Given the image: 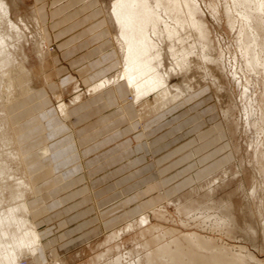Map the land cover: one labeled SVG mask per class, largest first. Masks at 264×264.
Instances as JSON below:
<instances>
[{
	"label": "bare ground",
	"instance_id": "6f19581e",
	"mask_svg": "<svg viewBox=\"0 0 264 264\" xmlns=\"http://www.w3.org/2000/svg\"><path fill=\"white\" fill-rule=\"evenodd\" d=\"M227 1L230 8H226V20L230 29L234 31L237 30V38L235 37L237 39L236 47H238L237 49L241 52L242 58L244 59L243 63L246 64L245 68L251 73L253 72L257 75L264 76V0ZM3 4L0 2V183L5 184L7 180H11L10 172L12 170H9V168L7 169V165L5 164L8 162L11 163L10 165L15 163L23 168V171L20 172L23 180H13L16 189H20L18 194L27 192L26 189H28L29 195L35 196L40 194L42 190H47V188H44L45 185L38 182L40 181L38 179L41 175L46 173L49 174L51 187H54L77 174L80 168L78 164H72L68 167L65 166L66 168L59 169L64 162L72 163L76 153L74 152L72 154L68 152V150L71 152L72 147L75 149V141L70 128L64 123L63 119L60 118L55 109L45 110V116L42 114H35V118H30L25 124H19L17 127H12L11 125L16 124L15 120L19 117L15 114L14 110H12V107H16L19 110L20 105L24 103L31 104V102L37 101L38 104H36L42 109L46 103H48L49 99L47 97L41 98L45 92L36 90L31 85V72L20 62L23 61L25 57L21 53L22 48H20L19 45L21 42H19V37L17 38V36L12 34L13 30L11 31L8 25V18L6 20L7 10ZM96 10L97 8H95V11ZM97 11H99V9ZM110 11L107 20L105 17H101L99 20V16L97 15L93 17V19H97L98 22L93 21L90 32L91 34L93 33L92 38L96 40L95 42H99L101 45V47L98 48L100 51H102L106 45L112 44V50L115 52V58L118 59L119 64L114 66L117 62H112V72L116 71V74H114L115 76L112 75L110 78L109 76L106 77V71L104 70L105 66H103L100 73L101 75H105V77L101 81H98L96 85L94 84L92 87H88L89 89L86 93L90 94L89 96L93 98L97 96L103 97L107 103L111 102L109 100L119 103V110L121 112L125 114L126 110L129 113H137L139 116L138 119H140L141 122L156 118L157 121L161 123V119L164 115L173 111V107L178 103L179 105L187 106L191 105L189 103L194 100L197 101L196 105H200L201 102L199 103L198 101L201 96H195V92L198 91L196 87L199 89L204 87L203 84L210 79H212L213 85L215 81L217 82L219 80L218 73L214 71L219 69L220 59L212 56V53L215 52V48L208 38L207 31L205 30L201 18L200 5L197 0H115L112 2ZM37 21L35 20V22ZM87 21H89V18L86 19V22ZM15 26L16 25H14V27ZM102 27L106 29L107 33L104 32L103 29L97 32V29H101ZM114 28L116 38L112 34ZM18 32L20 31L18 30L16 33L18 34ZM232 34H234L233 31ZM108 57L109 54H103V52L99 53V65L102 66L104 62L108 60ZM210 69H214L213 72H211ZM55 76L57 84H53V78L49 75L45 76L44 82L49 85V89H52V91L54 90L52 92L54 93L53 97L56 100H60L64 92L60 93L58 90L68 91L67 87L70 81L67 78H61L60 74ZM92 77H95V74H93ZM32 78H34V75H32ZM86 81V83L89 84L91 80L89 77H86ZM174 81H177V83L172 85L171 83ZM220 82L222 81L220 80ZM212 83H210V85H212ZM87 84L86 86L90 85ZM221 91H223V89ZM72 92L77 94L74 100H72L74 104H76L79 102L82 94H79L81 91H79L77 87L72 88ZM219 94H217V96ZM244 94L246 93L243 92V95ZM150 95H153L152 100L148 99ZM262 95L264 96V94L260 96L262 97ZM256 102L255 97L254 103ZM227 103L231 105L229 102ZM222 106L223 105H220L219 112H221L225 121L228 122L230 121L228 119L231 117L234 109L230 106L227 108ZM32 107L33 105H30L31 109ZM37 107L38 106H36V108ZM57 108H60L59 112L63 111V114L65 112V117L68 116L70 108L65 109L64 104H60ZM261 109L264 110L263 107ZM263 110L262 112L264 113ZM251 111L253 110L251 109ZM203 113L200 115L203 116ZM249 115H251V113ZM260 116L263 118V114H260ZM31 121L32 123H30ZM33 122H37V125L33 126ZM2 127L9 132H5L6 130L4 131V129L2 130ZM37 127L39 131H37ZM226 127L231 137V126L227 125ZM258 127L260 128V126ZM217 130V127L214 128V132H217ZM255 130L253 131L256 132ZM201 147L202 145H199L196 148L194 157L197 159L198 155H200V160L202 162L209 161L204 163L203 167L199 169L198 173L193 178L186 179L185 181L183 180L176 188L174 187L177 195L187 189L190 184H194L197 181L201 182L205 178L213 176L211 174H214L217 169L224 167L225 162L229 163L233 160L230 156L218 155L222 151L220 148L204 152V149ZM249 147L250 145H248V149ZM259 149L256 147L258 151L255 152H260ZM260 158L264 159V154ZM263 161L259 163L257 161L258 171L262 176H264ZM43 171L44 173H42ZM229 172H225L224 174L226 175ZM14 173L15 172L12 173L13 177L15 176ZM206 180L207 179L201 183L207 184L208 180ZM169 182L160 181L159 184L166 185ZM13 184L11 182L10 185L12 186ZM1 186L0 189H2ZM7 188L9 189L10 187ZM157 188L158 185L156 186V184L154 186H149L144 190L142 195H139L140 203L139 205L137 204L139 211L154 210L161 203L162 199H148ZM4 189L2 191H4ZM209 191L212 192V190ZM249 191L251 197L257 194L255 193L256 187H251ZM10 192L12 191L10 190ZM173 193V190H169L166 192L168 198H165L167 200L172 199ZM17 197H19V195ZM177 198L176 196V199ZM11 199L13 200V198ZM179 199L182 198L180 197ZM252 199V201L255 202L253 205L257 211V228L259 229L255 230L247 226L246 228L251 229L246 231L251 240L255 238L261 239L262 248L260 253H264V200L261 197H258L257 200L255 197H252ZM24 202L25 200L21 203L22 207L18 206L19 210L20 208L22 209V211H20L21 213L23 212V214L21 215L19 212L18 213L25 217L23 221L19 219L21 216H18L16 208H10L7 212L4 210L0 211V264H17L16 261L18 258L28 253H33L36 245V249L38 248L37 252H44L43 248L35 243L37 241V235L33 230V224H30L28 216L26 215ZM190 202H192V200ZM195 203L196 202L193 201V204ZM177 204H179V202H177ZM193 204L192 207H196V205L193 206ZM190 206H186V208ZM223 208V213L227 215L226 217L228 219H232V223L235 226L236 222L231 218V207L225 206ZM188 211L190 212V210ZM177 213L179 214V212ZM146 216H139V222H147ZM225 222H227L226 225L229 226L231 220H225L221 223L224 224ZM130 223L129 225H125L127 229L131 228L132 224ZM147 232L148 229L145 233ZM173 234L174 233L167 231L164 235L159 234L158 236H153L150 242H148V244L146 243L147 245L144 249H147V254L144 259V264H264L263 262L257 261L254 255L243 247H239L238 253H234V249L227 247V244L218 245L217 241L206 237L204 238L197 233L182 234L179 238H175ZM226 235L229 236V234ZM165 237H172L169 238L172 240L168 242V239V241L163 242ZM115 262L119 263V261ZM50 263L62 264L63 260Z\"/></svg>",
	"mask_w": 264,
	"mask_h": 264
},
{
	"label": "rangeland",
	"instance_id": "374dc122",
	"mask_svg": "<svg viewBox=\"0 0 264 264\" xmlns=\"http://www.w3.org/2000/svg\"><path fill=\"white\" fill-rule=\"evenodd\" d=\"M48 1L49 4L50 2H52V0H0L2 4L4 3L3 5L7 10L6 20L8 18V25L10 26L11 31H14H12V34L17 36V38L19 37V42H21L19 43L20 48H22L21 53L25 57L23 61H20L19 59L18 60L23 63V66L27 68V70L31 72V85L36 90L45 92V94L42 95L41 98L47 97L49 99L48 103H46V105L42 109L39 105H37V101L31 102V104L24 103L20 105L19 110L16 107H12V110H14L15 114L19 116L15 120L16 124H11L12 127H17V125L19 124H25L28 119L35 118V114H42L43 116H45L44 111L50 109H55L60 118L67 119V117L64 116L65 112L64 114L63 111L59 112L60 108L57 107H59L60 104H64L65 109H68L70 107V104L72 103L73 97L76 96L71 92L72 89L66 92L58 90V92L64 93L62 94V98L60 100H56L53 97L54 93H52L54 90L52 91V89H49V85L47 83L45 84L44 82L45 76L49 75L53 78V84H57L55 79V75H57L56 72H59L62 77L69 76L71 78H76L71 67L65 64V62H61V64H59L56 68L58 71H55L53 60L57 61V59H61L58 56L59 50L56 48L57 45L54 44V36L55 34L57 35V33L66 30L65 27L68 25L66 24L61 27L62 24L57 21L58 19H52L51 17L47 16L44 7L46 6V4H48ZM67 1L70 2V7H68L69 4H67L62 7L63 9L60 8L61 10H65L63 13L59 14V17H63L66 14H72L71 12L74 10L71 9L74 8L73 5L76 1L60 0V3H58L59 1L56 0L55 2H53L52 7L55 8L61 5L62 2ZM79 1L82 2L83 0ZM87 1L91 0H85V2ZM93 1V6H98L97 8L100 11L98 15L99 19H101V17H105L107 20L109 17L108 15H110L108 13L111 12L110 8L112 6V2H114L115 0ZM197 2L200 5L201 18L205 30L207 31L208 38L215 48V52L212 53V56H214V58L220 59L219 69L216 70L214 68L216 70L214 72L218 73L217 75L219 80L217 82L215 81L213 85L211 81L212 79H210L209 81L205 82V84H203L204 87L200 89L196 87L198 91L195 92V96H201L200 100L198 101L199 103L201 102L200 105H196L197 101L194 100L189 103L191 105L187 106L179 105L178 103L173 107L174 110L170 112L171 117L168 119V125L166 129L171 131L172 134L165 139L170 140V142L171 139H174V141H172L171 143L167 142L168 145H166V148L161 152L163 153L165 150L169 152L172 150V153H174L172 159L173 165L171 170L167 171V175L164 176L162 180H159V182H170L166 185L161 183L156 184V186L158 185L156 191L149 197L147 196L148 199H162L161 203L155 209L153 208L154 210H145L131 219H126L122 228H119L118 231L110 232L107 237L103 234L95 239H92L91 243L88 246L82 245L81 247L70 248L65 253V255L67 256L61 257V259L47 258L44 264H49L50 262H57L60 260H63L62 264H144V259L147 254V249H144V247L148 244V242H150L153 236H158L159 234L164 235V233H166L167 231L174 233L173 236L175 238H179L182 234L197 233L204 238L206 237L208 239L217 241L218 243H216L218 245L227 244V247L234 249V253H238V248L243 247L246 248L247 251L252 253L257 261L264 263V253H260V250L262 248L261 239L255 238L251 240V238L248 237V233L246 231L251 228L255 230L259 229L257 228V211L255 209V206L253 205L255 202L252 201V197H255L256 200L258 197H261L264 200V176L260 175L258 171V163L264 160L260 158L264 154V113L262 112L263 109H261L262 107L264 108V96H260L261 94H264V76L259 74L257 75L253 72L251 73L248 69L245 68L246 64L243 63L244 59L242 58L240 50H238V47H236L237 30L234 31L230 29L226 20V8H230L229 4L227 3L228 1L197 0ZM89 6L90 5L87 6V9L81 7V9H79L77 12H73V14L80 17L81 14L78 13H89L91 10H93ZM48 9L51 10V6ZM34 19L38 21L35 22ZM69 19V22L75 21H72V18ZM14 25H16V28L14 27ZM18 30L20 31L18 32V34L20 33L19 35L16 33ZM232 31L234 34H232ZM112 34L116 38L115 28ZM221 55L224 56L222 57ZM115 62L117 63L114 66H117L119 64L118 59L115 58L114 63ZM62 68H65L66 72L63 73L61 70ZM214 69H210L211 72H213ZM115 72L112 75L116 74ZM32 75H34V78H32ZM105 75L102 77V79L105 77ZM102 79H100V81ZM220 80L222 82H220ZM174 83L176 84L177 81H174L171 84L173 85ZM210 83H212L213 87L212 85H210ZM217 83L219 84V86ZM217 88L219 89V91L223 89L224 92H219ZM243 92L246 94L243 95ZM217 94L219 95L217 96ZM255 97L257 101L256 103H254ZM84 98L86 97H84L83 95V99ZM152 98L153 95H150L148 97V99L150 100H152ZM227 102H229L231 105H228ZM226 104L234 109L231 117L228 119L230 121L228 122L225 121L224 117H222L221 115V112H219L220 105H223L222 107L227 108L228 106ZM30 105H33L32 109L30 108ZM36 106L38 107L36 108ZM251 109L253 111H251ZM243 110L245 111V113ZM202 113L203 116L200 115ZM250 113L251 115H249ZM260 114H263V118L262 116H260ZM30 123H32V121ZM35 125H37V122H33V126ZM227 125L231 126L230 130L232 139L227 132ZM258 126H260V128ZM216 127L218 128V130L217 132H214V128ZM3 129L4 131L6 130L4 127H2V130ZM253 130H255L256 132H254ZM37 131H39V128L37 129ZM5 132L9 131L6 130ZM254 141L257 143H255ZM187 142L188 145H184ZM161 144L165 145L164 143ZM199 145H202L201 148L204 149V152L220 148L222 149V151L218 155L221 156L222 154V156H230L231 158H233V160L229 163L225 162L224 167L217 169L214 174H211L213 176L205 178L208 180L207 184L201 183L205 179L201 182L197 181L194 184H190L187 189H185L181 193H178L177 195V193L175 192L176 186L182 183L183 180L185 181L186 179L193 178L198 173L199 169L203 167L204 163L209 161L207 160L206 162H202L200 160V155H198L197 159L196 157H194V152ZM248 145H250L249 149ZM256 147L257 149L260 148V152H255L258 151L256 150ZM182 150L186 151V156L184 159L179 160L185 155L182 154ZM254 157L258 161V163L254 159ZM175 161L177 162L175 163ZM10 164L11 163L8 162L7 164H5L7 165V167L3 166L7 169L9 168V170H12L10 172V179L12 181L7 180L8 182L6 181L5 184L0 183L2 185H0L2 188L0 189V192H5L0 193V211L4 210L5 212H7L10 208H16L18 216H21L23 212L21 213L22 209L20 208V211L19 207H22L21 203L27 198V196H29V191L25 188L27 192L18 194V191L20 189H16L15 184H13V180H23V177L20 173L23 171V168L21 166L19 167V165L15 163H12V165ZM13 172H15V178L13 177ZM225 172L229 173L225 175ZM256 174L259 175L257 176ZM11 182L14 186L10 185ZM154 185L155 184H152V186ZM7 187L10 188L8 189ZM251 187H256L255 193L257 194L255 195L257 197L255 195L251 197V193L249 191ZM4 188H6L7 191ZM3 189L4 191H2ZM10 190L12 192H10ZM169 190H173L174 193L172 195V199L167 200L165 197L168 198L166 192H168ZM209 190H212V192H210ZM13 192L16 193L14 194ZM106 193L108 192L98 193L97 198H101ZM16 194H18L19 197H17L18 195ZM176 196L178 197L177 199ZM16 197L17 199L15 200ZM180 197L182 199H179ZM185 197H187L188 199ZM11 198H13V200ZM191 200L192 202H190ZM193 201L197 204H193ZM177 202H179V204H177ZM189 202L192 203L193 206L196 205V207L193 208L192 204H190ZM99 203L101 204L102 202L100 201ZM115 203V201H110L109 204L103 205L101 209L102 212H105L106 209L112 211L115 208ZM186 206L190 207L186 208ZM225 206L231 207V218H233L236 222L235 226L232 223V219H228L226 217L227 215L223 213V207ZM188 210H190V212ZM155 211L158 213H156ZM182 211L184 212V214ZM177 212H179V214ZM139 216H146L147 222H139ZM24 218V216H21V218L19 219H22L23 221ZM225 220H231L229 226L226 225L227 222L224 223L225 225L221 223ZM129 223L132 224L131 228H129L130 230L126 228L127 226H125L129 225ZM247 226H250L251 228H246ZM147 229L148 234L145 233ZM38 230L41 232H45L44 234L46 235V237L44 238V243L47 246L48 251L53 249L54 254H56V249L54 248H56L60 244V241H58V238L56 236L58 228H55V225L52 223L48 227L42 226ZM59 234L60 230L57 235ZM226 234H229V236ZM142 235H144L145 237ZM169 238L165 237V240L163 242L168 241ZM170 240L172 239H169L168 242H170ZM115 261H119V263H116ZM31 262V255H24L18 258V260L16 261L17 264H32Z\"/></svg>",
	"mask_w": 264,
	"mask_h": 264
},
{
	"label": "crops",
	"instance_id": "0c3cea01",
	"mask_svg": "<svg viewBox=\"0 0 264 264\" xmlns=\"http://www.w3.org/2000/svg\"><path fill=\"white\" fill-rule=\"evenodd\" d=\"M55 1L52 0L50 4L48 1L44 7L47 16L58 19L57 21L62 24L61 27L68 25L65 27L66 30L54 36V44L57 45L58 56L61 59L53 60L55 71L61 62H65L71 67L76 78L62 77L59 72L56 73L60 74L61 78H67L70 81L67 90L77 87L81 91L79 94H82L79 102L74 104L72 101L68 116H66L67 119H63L70 128L75 141V149L72 147L71 152L70 150L68 152L72 154L75 152L76 155L72 163L64 162L58 168L62 169L66 168L65 166L78 164L80 171L54 187H51L49 174L41 175L38 182L45 185L44 188L47 190H42L35 196L29 195L25 199L26 215L30 224H33V230L37 235L35 243L39 244L44 251L37 252L38 248L36 249L37 245L35 244V251L27 254L32 256V264H44L42 261H46L47 258L59 259L67 256L65 253L70 248L88 246L92 239L103 234L107 237L110 232L122 228L126 219H131L141 213L138 209L139 195H142L144 190L152 184H158L159 180L167 175V171L172 168L174 156L172 150L161 152L168 145L167 142H170L165 138L172 134L166 129L172 111L164 115L161 123L156 118L141 122L137 113H129L126 110L125 114L121 112L119 103L112 100L107 103L103 97L93 98L86 93L104 76L100 73L103 66H105L104 70L109 78L114 73L112 72V62L115 61V52L112 50V44L106 45L100 51L98 48L101 45L92 38L91 25L93 21L98 22L93 17L99 15V11H95L98 6H93V0L87 2L75 0L74 8L71 9L74 10L71 12L72 14H66L63 17H59V14L63 13L65 9L61 10L60 8L70 2H62L61 5L54 8L52 4ZM58 1L60 3V0ZM88 5L94 11L78 13L81 14L80 17L73 14L81 7L87 9ZM50 6L51 10L48 9ZM68 17L75 21L69 22ZM87 18L89 21L86 22ZM103 28H98L97 32ZM103 31L106 32V29ZM101 52L109 54L108 60L102 66L98 63ZM61 70L63 73L66 72L65 68ZM93 74L95 77H92ZM86 77L90 78V85L86 83ZM75 95L77 96V94ZM83 95L86 98L83 99ZM172 141L174 139H171ZM184 145H188V142ZM182 151V154L185 155L179 160L186 156V151ZM101 192L108 193L97 198V194ZM110 201L116 202L115 208L112 211L106 209L105 212H102V206L109 204ZM52 223L55 228H58L56 236L60 241V244L54 248L56 254L53 249L48 251L44 243L45 232L38 230L40 227H48ZM59 230L60 234L57 235Z\"/></svg>",
	"mask_w": 264,
	"mask_h": 264
}]
</instances>
